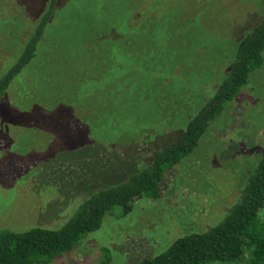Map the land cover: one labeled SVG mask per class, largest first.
Wrapping results in <instances>:
<instances>
[{
  "label": "rangeland",
  "instance_id": "obj_1",
  "mask_svg": "<svg viewBox=\"0 0 264 264\" xmlns=\"http://www.w3.org/2000/svg\"><path fill=\"white\" fill-rule=\"evenodd\" d=\"M27 1L0 0V76L20 48L27 15L35 19ZM99 8L112 20L143 18L135 26V45L150 42L136 65L145 62L148 72L137 68L131 90V73L122 69L113 78L105 62L109 43H86L96 38L89 23L98 16L86 20L92 32L79 27V16ZM263 12L264 0L67 1L46 33L38 70L28 77L25 68L0 104V231L60 228L94 192L122 182L157 149L179 140L189 115L224 76L238 40ZM114 38L122 41L115 48L120 56L125 37ZM263 154L264 65L192 153L166 169L161 197L140 198L125 215L116 207L49 264L153 258L193 229L221 222Z\"/></svg>",
  "mask_w": 264,
  "mask_h": 264
},
{
  "label": "trees",
  "instance_id": "obj_2",
  "mask_svg": "<svg viewBox=\"0 0 264 264\" xmlns=\"http://www.w3.org/2000/svg\"><path fill=\"white\" fill-rule=\"evenodd\" d=\"M65 1L69 0L27 1L36 16L35 19H31L27 15L20 48L13 56V63L0 76V104L4 105L3 98L8 87L25 68L28 67L26 70L28 77H33L38 70L35 63L39 59L41 46L47 42L46 33L52 28L51 23ZM23 2L22 5H26ZM2 3L0 2V5ZM152 4L153 7L156 6ZM99 10L98 13L89 16H79V27L85 26L84 31L88 30L86 33L92 32L86 20L98 16L89 23V26L94 28L96 38L86 43L96 45L99 42L109 43L110 60L105 58V62L110 66L111 73H114L113 78H117L118 72H124L123 70L131 73V77H126L131 78V81H128L131 90L132 85H137L136 82L132 83V78H135L132 75L137 68L142 74L148 72L145 62L142 63V67L136 65L138 58L147 56L144 49L150 42V37L143 38L145 46L140 48L135 45L136 38L140 36V32H135V26L143 18L133 14L127 22L121 19V16L112 20L105 17L103 13L105 9ZM12 14L10 13V16ZM149 16L150 14L147 17ZM147 21L145 20L143 25L148 24ZM119 27H124V32L118 31ZM123 35L125 39L121 45L120 58L115 48L118 47L117 43L122 41L114 36ZM111 44H114V47H111ZM155 45L153 44V50ZM263 65L264 12L258 24L249 28L238 40L235 56L229 62L226 72L224 71V76L213 84L211 96L204 99L197 112L189 115L179 140L157 149L147 165L128 175L122 182L94 192L81 202L74 215L60 228L34 226L26 230L2 229L0 264H49L58 256L73 250L88 233L99 228L104 217L116 207L125 215L132 211L138 199L161 197L163 194L161 183L166 169L178 164L192 153L226 104L242 92L249 82L250 75L260 70ZM137 82L140 83V79ZM198 230L193 229L178 237L162 253L153 258H144L137 264H240L242 261H246V264H264V154L249 172L247 181L240 190L239 201L228 209L224 219L204 231Z\"/></svg>",
  "mask_w": 264,
  "mask_h": 264
}]
</instances>
